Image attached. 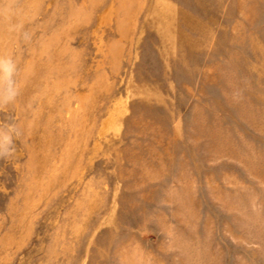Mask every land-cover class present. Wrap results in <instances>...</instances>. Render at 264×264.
Segmentation results:
<instances>
[{"label":"rangeland","instance_id":"1","mask_svg":"<svg viewBox=\"0 0 264 264\" xmlns=\"http://www.w3.org/2000/svg\"><path fill=\"white\" fill-rule=\"evenodd\" d=\"M0 56V264H264V0H0Z\"/></svg>","mask_w":264,"mask_h":264},{"label":"clouds","instance_id":"2","mask_svg":"<svg viewBox=\"0 0 264 264\" xmlns=\"http://www.w3.org/2000/svg\"><path fill=\"white\" fill-rule=\"evenodd\" d=\"M10 31H20L25 42H31L32 33L23 31V25H10ZM18 67L11 56H0V111L15 105L21 94V83L17 79ZM24 135L23 127L15 118L0 120V160L15 158L17 141Z\"/></svg>","mask_w":264,"mask_h":264}]
</instances>
